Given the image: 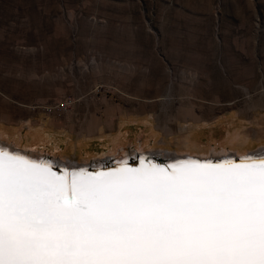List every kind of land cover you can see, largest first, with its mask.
<instances>
[{
  "label": "rangeland",
  "instance_id": "obj_1",
  "mask_svg": "<svg viewBox=\"0 0 264 264\" xmlns=\"http://www.w3.org/2000/svg\"><path fill=\"white\" fill-rule=\"evenodd\" d=\"M142 116V148L102 137ZM37 123L69 140L25 146ZM0 125L29 133L1 140L69 164L122 147L224 155L229 133L240 155L264 149V0H0Z\"/></svg>",
  "mask_w": 264,
  "mask_h": 264
},
{
  "label": "snow or ice",
  "instance_id": "obj_2",
  "mask_svg": "<svg viewBox=\"0 0 264 264\" xmlns=\"http://www.w3.org/2000/svg\"><path fill=\"white\" fill-rule=\"evenodd\" d=\"M117 164L0 143V264H264V155Z\"/></svg>",
  "mask_w": 264,
  "mask_h": 264
},
{
  "label": "bare ground",
  "instance_id": "obj_3",
  "mask_svg": "<svg viewBox=\"0 0 264 264\" xmlns=\"http://www.w3.org/2000/svg\"><path fill=\"white\" fill-rule=\"evenodd\" d=\"M6 127H8V126H5V125H0V134L3 132L4 134H6L7 135V132L9 133V136L11 135V136H14V137H16L17 138V142L16 143H18V144H20L21 143V141L22 140H26L27 139V137H28V134L27 133H23L22 132V130H21V128L20 127H18V128H13V129H11V131H8V129L6 128ZM236 128V127H235ZM234 128V129H235ZM43 128H38V127H35V126H31V127H29V132H30V135H31V138L29 139V142L28 143H26L25 144V146H34V147H37L36 146V142H38V141H40V142H44V143H47V141L49 140V137H48V135L45 133V129L44 130H42ZM48 129V128H47ZM226 129H227V126H226ZM226 134V133H225ZM0 136H3V135H0ZM64 138V137H63ZM212 139V138H211ZM211 139H209V141L211 140ZM63 139H61V141H62ZM218 140V139H217ZM64 141V140H63ZM224 142L225 143H229V144H231V146L232 147H237L238 149H242V146H243V140L242 139H238V134H235V133H229V134H227V136L225 137V139H224ZM0 143H2V144H6V145H8V146H10V147H13V148H15V149H18V150H20V151H22V153L23 154H25V155H29V156H31V158H33V159H39V158H41V156H43V155H46V154H42V153H40L39 151L37 152V151H34V150H29V149H20V148H17V147H14V146H12L10 143H8V142H6V141H3V140H1L0 139ZM23 143V142H22ZM148 143V142H147ZM115 145L116 146H121V142H116L115 143ZM146 145V144H145ZM189 145H192V146H194L195 148H196V150L197 149H202V146L200 145V144H195V143H192V141H189L187 144H186V146L188 147ZM207 145H209V142L208 143H206V147H207ZM115 146V147H116ZM144 146V145H143ZM237 149V151H239ZM112 151V150H111ZM137 152V151H136ZM135 151H131L130 149H126V148H121L117 153H113L112 155L110 154V155H106V156H103V157H100V158H98V159H94V160H91V164L92 165H94L95 163L96 164H99L100 162H98V161H102V160H104V159H108V158H113L114 160V162H113V164H114V166L112 167V168H116V167H124V165H118L117 164V162L118 161H120V160H123V159H125V158H127V156L129 155V154H131V155H133V154H135L136 153ZM218 152V151H217ZM148 153V155H149V153H152L151 151H148V150H146V151H140V155H139V157H138V161H137V164H138V166L137 167H140L141 166V164H140V157H144V154H147ZM223 153V152H222ZM221 153V154H222ZM226 153V152H225ZM248 153H256V154H261V153H264V149H259V150H257V151H252V152H248ZM89 154V153H88ZM186 154H188V153H185V154H182V155H186ZM196 154V153H195ZM218 154V153H217ZM227 154H234V155H238V154H235V153H227ZM188 155H192V154H188ZM201 155H204V154H201ZM201 155H196V156H198V157H202ZM223 155V154H222ZM225 155V154H224ZM243 155H245V154H243ZM243 155H240V156H243ZM264 155V154H263ZM46 156H48V157H50V158H52V160H56V161H58L57 163H63L62 165H65L64 163L66 162V161H63L62 159H59V158H57V157H53V156H51V155H46ZM163 156H165V154H163ZM208 156H220V154H218V155H215V154H211V155H208ZM165 157H167V156H165ZM176 159H183L182 158V156H181V154H172V156H170V157H167V163L165 164V165H169V164H171V163H173L174 162V160H176ZM151 160V159H150ZM152 161V160H151ZM86 164H88L87 162H76V163H71V164H69V163H67L66 162V166H68L69 168H71V167H73V166H75V167H80V166H86ZM143 166H145V167H148V166H150V163H149V160H145L144 161V165ZM60 167H62V166H60ZM97 168V167H96ZM95 168V169H96ZM107 169H110V168H107ZM103 170H105V169H103ZM62 175H65V173L64 172H62ZM68 175H69V179L71 178L70 177V173H68Z\"/></svg>",
  "mask_w": 264,
  "mask_h": 264
},
{
  "label": "crops",
  "instance_id": "obj_4",
  "mask_svg": "<svg viewBox=\"0 0 264 264\" xmlns=\"http://www.w3.org/2000/svg\"><path fill=\"white\" fill-rule=\"evenodd\" d=\"M132 122H138L139 124H141L140 127H138L139 130H140V132L132 133V135H130L129 133L131 132L130 127L132 125ZM148 123H149V120H148V117L147 116H142L141 118H134V117L124 118L123 120L120 121L119 127H118V129L115 132H113V133H107V134L103 135L102 137L103 138H105V137H111V142H112L111 143V146L112 147H115L116 146L115 143L118 142V141L121 142V145H123V143L126 142V141H130L131 142V141H136V139H137V144L135 143L133 145L136 146L137 148H142L143 145L147 144L148 137H152L154 135L153 131L151 129H149V134L147 135V137L145 136V133L147 132V125H148ZM20 126L21 125H19L17 127H20ZM35 127H38V128L41 127V128H43L42 130L45 129L44 131L48 135V137L49 136H52V137H55V138H59L60 140L63 139L64 141L62 140V142H66V140H69V137H67V136L57 137V136H55V134L54 135L53 134L50 135V128L45 123H37L35 125ZM166 130L168 131V133L171 132L167 128H166ZM126 135L128 137H126ZM192 136H194V135L190 131L189 137H192ZM142 137H145V140L140 143ZM238 139H241V138H238ZM242 140H243V143H244L245 140L244 139H242ZM188 142H189V140L182 141L181 139H178V143L181 144L182 146H186V144ZM79 143L80 144L82 143V145H84L86 147L90 146L89 145L90 143L87 141L86 138L83 139V140L80 139L77 142V144H79ZM200 145H202V144H200ZM122 148H124V147H122ZM134 151L136 152V150H134ZM144 151H146V150H144ZM236 152H239V151L236 150ZM236 152L235 151L234 152L232 151V152H228V153H235V154L240 155V153H236ZM88 153L90 154L91 152L88 151ZM89 154H87L86 156H88Z\"/></svg>",
  "mask_w": 264,
  "mask_h": 264
},
{
  "label": "water",
  "instance_id": "obj_5",
  "mask_svg": "<svg viewBox=\"0 0 264 264\" xmlns=\"http://www.w3.org/2000/svg\"><path fill=\"white\" fill-rule=\"evenodd\" d=\"M130 155H128L129 160H128L127 167H133L132 165H134V167H137L138 166V164H137L138 160L137 159H138V157L140 155V152H136L135 154H133L131 156ZM228 155H230V154L220 155V156H217V157L216 156H213V157L212 156H207V157L208 158L211 157V159H213V160H216V159H221L222 160V159L231 157V158L236 159L238 161V157L239 156H237V155L228 156ZM194 156L198 157L196 155H194ZM144 157H148V158L150 157V159H152V161H154L156 163H157V161H161L163 163V161L167 158V157L155 155L153 153H149V155H148V153L144 154ZM182 157H184V156H182ZM198 158H203V156L202 157H198ZM183 159H187V158L184 157ZM113 160H114L113 158H108V159L106 158V159L100 161L99 164H94V165L91 164V165H87V166H89V168H91L92 170L94 169V167H98L100 169L112 168L114 166V164H113L114 161ZM165 164L166 163L159 164V165H165Z\"/></svg>",
  "mask_w": 264,
  "mask_h": 264
},
{
  "label": "built area",
  "instance_id": "obj_6",
  "mask_svg": "<svg viewBox=\"0 0 264 264\" xmlns=\"http://www.w3.org/2000/svg\"><path fill=\"white\" fill-rule=\"evenodd\" d=\"M66 102L67 101L65 99H63L56 105V107H58V109H62L66 106Z\"/></svg>",
  "mask_w": 264,
  "mask_h": 264
}]
</instances>
